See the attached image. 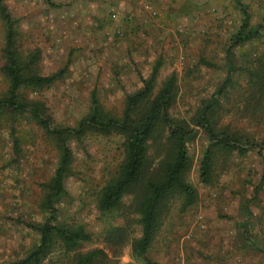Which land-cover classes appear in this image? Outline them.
<instances>
[{"label": "rangeland", "instance_id": "rangeland-1", "mask_svg": "<svg viewBox=\"0 0 264 264\" xmlns=\"http://www.w3.org/2000/svg\"><path fill=\"white\" fill-rule=\"evenodd\" d=\"M239 1L249 9L251 25L262 30L260 38L234 47L244 21ZM5 5L19 21L20 50L39 52L43 75L68 66L52 88L26 93L45 104L55 125L76 126L89 114L94 95L105 113L121 117L126 98L156 71V93L176 75L172 115L190 121L233 71V90L222 99L217 128L264 147V98L254 85L264 65V0H6ZM4 36L0 21V96L7 90ZM123 143L94 132L70 143L75 162L60 218L84 225L92 239L70 253L57 247L45 264H74L93 251L104 253L95 264H146L133 254L140 227L132 199L113 217L98 210L101 189L123 161ZM208 144L196 129L188 179L198 202L183 211L182 199H172L148 257L156 264H264V151H217L212 183L205 185L199 166ZM57 162L56 149L34 121L0 119V264L20 262L38 245L31 226L46 218L43 185Z\"/></svg>", "mask_w": 264, "mask_h": 264}, {"label": "trees", "instance_id": "trees-1", "mask_svg": "<svg viewBox=\"0 0 264 264\" xmlns=\"http://www.w3.org/2000/svg\"><path fill=\"white\" fill-rule=\"evenodd\" d=\"M5 1L0 0V21L5 31L2 76L7 90L0 96V119L8 117L34 121L58 153L54 174L43 185L45 196L41 209L46 218L31 226L38 236V245L24 260L13 264H45L57 247L70 253L92 239L84 225H70L60 218V205L67 196L66 182L72 176L75 162L70 143L82 140L91 132L118 136L124 140L123 161L116 177L101 189L98 210L103 216L113 217L132 199L131 207L140 227V236L132 243L133 254L146 264H156L148 254L169 203L173 198L180 197L182 210L186 211L198 202V192L188 179L193 167L189 143L195 137L196 129L205 133L209 143L199 166L200 179L205 185L212 183L217 151L223 150L229 154H245L253 149L264 151V147L250 140L242 142L217 128L222 99L229 90H233V71L229 72L213 98L197 109L190 121L172 115L178 91L176 75H172L156 93V71L149 79L142 80L140 90L126 98L121 117L105 113L94 95L89 114L76 126L55 125L45 104L29 99L26 93L52 88L65 78L68 66L50 75H43L39 71V52L26 54L20 50L19 21L13 17ZM238 4L242 8L244 21L233 39L234 47L260 38L262 30L251 25L249 9L240 1ZM254 77L257 94L263 99L264 65L259 67ZM123 233L122 229L115 230L118 236ZM102 256L104 253L101 251H93L77 256L74 264H95Z\"/></svg>", "mask_w": 264, "mask_h": 264}]
</instances>
